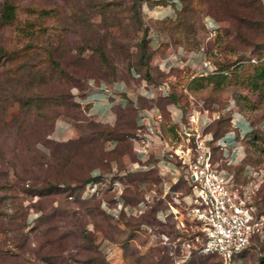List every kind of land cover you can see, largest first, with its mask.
<instances>
[{
	"label": "rangeland",
	"instance_id": "374dc122",
	"mask_svg": "<svg viewBox=\"0 0 264 264\" xmlns=\"http://www.w3.org/2000/svg\"><path fill=\"white\" fill-rule=\"evenodd\" d=\"M173 1L0 0V264H222L218 255L182 248L174 221H157L153 208L135 217L104 211L103 200L120 189L134 203L144 196L137 186L146 176L121 173L132 141L124 135L108 150L115 137L104 129L136 112L121 119L116 112L114 125H105L73 96L90 79L130 83L149 74L180 104L249 120L258 138L242 141L240 167L225 166L264 168V77L254 76L264 68V0H177L175 10ZM179 47L202 49L224 77L192 78L198 64H187L172 67L168 79L157 62ZM155 103L167 120L166 101ZM94 169L101 182L88 196ZM257 206L264 211V185ZM230 264H264V237Z\"/></svg>",
	"mask_w": 264,
	"mask_h": 264
},
{
	"label": "built area",
	"instance_id": "2783aa9c",
	"mask_svg": "<svg viewBox=\"0 0 264 264\" xmlns=\"http://www.w3.org/2000/svg\"><path fill=\"white\" fill-rule=\"evenodd\" d=\"M207 26L214 28L211 22ZM168 60L172 63L170 67L166 64ZM247 61L258 62L255 57ZM247 61L238 60L236 66ZM187 64H198V70L192 78L197 75L209 77L223 72L207 58L202 49L195 51L179 47L171 51L167 58L157 62L159 69L166 72L174 66ZM135 77L141 80L140 87L144 91V97L169 98L173 94L172 87L165 81L152 82L139 74ZM93 84L94 79H90L85 84V89L89 90ZM103 88L110 92L106 87ZM75 92V99L78 103L82 102L79 91L76 89ZM108 96H112V93ZM190 97L193 99L192 95ZM136 109L138 124L135 135L129 136L132 151L142 155L156 152L161 158V167L164 170H168V167L178 170L179 178L169 183L170 179L162 172L157 183H139L138 189L144 192L143 199L134 203L124 198L123 190L120 189L113 198L114 201L103 200L102 208L110 217L115 218L120 215L140 216L156 207L154 216L157 221H174L182 248L188 252L195 249L202 254L218 255L222 264H230L249 247L254 238L264 237V211H259L257 206V193L264 185V168L245 165L247 180L239 182L225 166L242 165V141L246 137L231 130L215 137L212 128L221 112L209 109L202 103L193 107L179 105L174 115V138H167L161 129L163 114L160 109L154 106L147 109L136 106ZM239 119L247 120L236 112L229 117L233 129L237 128ZM57 123L58 129H66L65 123ZM227 138H231L232 146H228ZM116 144L115 140L109 142L108 150L114 149ZM94 175L100 179V173ZM100 182H88L85 193L88 196L97 194ZM160 199L165 201L166 206H156Z\"/></svg>",
	"mask_w": 264,
	"mask_h": 264
},
{
	"label": "crops",
	"instance_id": "0c3cea01",
	"mask_svg": "<svg viewBox=\"0 0 264 264\" xmlns=\"http://www.w3.org/2000/svg\"><path fill=\"white\" fill-rule=\"evenodd\" d=\"M172 5L173 6L171 7H173L175 10V9H179L180 3L179 1L174 0ZM169 55L170 53H168V56ZM166 64L169 67L172 66V63L169 60L166 61ZM169 71L168 72L165 71V72L168 74V79H171L172 76L170 75ZM140 82L141 80L136 77H134L130 83H127L124 80H118V81H114L111 84H106L94 80L93 86L89 90L86 89L85 93L81 95L82 102H84L88 107V115L102 124L112 126L114 125L116 120V111L114 110L115 107H118L122 110L132 109V111L136 112V115H137L136 106L142 109L143 108L147 109L148 107H153V106L157 109H160V106L157 103H155V99L158 97H151V98L144 97L143 95L144 91L140 87ZM103 86L106 87L112 93V96H108L110 92H106ZM118 98H121V100L118 101ZM159 98L165 99L166 101L165 111L167 114L166 115L167 120L163 119V117L161 119V123H160L161 129L167 138H174L175 137L174 115L176 114V110L178 109L180 104L169 100V98H165V97H159ZM136 115L133 117V120L135 121L134 123L135 128L137 127L138 124V121L136 120ZM65 125H66V129L64 128L59 130L67 131L68 125L66 123ZM253 130H254V126L251 124L249 120H241V119H239L237 123V128L233 129L232 127L231 129V131H233L237 135H244L245 137H247L248 134H250ZM116 143H117L116 145H118L117 141ZM131 155L133 158L126 157V159L124 160L125 169L123 170V172H121L124 175L126 173H130L132 175H137V176L144 175L146 176L145 180L151 183L159 182L160 176H162L163 173H165V177L170 179L169 183H171L172 181L174 182L179 178L180 172L178 170L172 167L170 168L168 167V170H164V168L161 167L162 161L160 156L157 155L156 152L148 155H142V154H135L132 151ZM240 166L241 165L237 166L232 164V167L234 168ZM93 173H100V172L96 169ZM151 173L153 174V176L150 175ZM233 174L239 182H245L247 180L245 169L243 168V166L241 167L240 173L233 172Z\"/></svg>",
	"mask_w": 264,
	"mask_h": 264
},
{
	"label": "trees",
	"instance_id": "16d2710c",
	"mask_svg": "<svg viewBox=\"0 0 264 264\" xmlns=\"http://www.w3.org/2000/svg\"><path fill=\"white\" fill-rule=\"evenodd\" d=\"M8 18L10 19L11 18V15H8ZM225 74H214L213 76H209V77H201V79H208V80H211V79H214V77H224ZM254 76L257 78H261V77H264V68H261L260 70L256 71V74H254ZM144 79H147L149 81H151V77L149 76V74H146L145 77H143ZM77 88H80L82 89V92L80 93L81 95H83L85 93V89L83 88L82 84H78L77 85ZM74 96V95H73ZM163 99V98H162ZM178 97L175 96V92L173 91V94L169 97V100L175 102V103H178ZM165 100V99H164ZM162 109H164L163 107H161ZM119 109V110H118ZM114 110L118 113V119H121L123 117L124 112H129L132 110V109H128V110H122L120 108H117L115 107ZM120 112V113H119ZM228 118H221L220 117L217 119V121L214 123V126L212 128V131H213V134L215 137H220L222 135H224L226 132L230 131L232 129V125L230 123L229 120H227ZM134 123L135 121L133 120V118L130 117V119L127 121H123V122H119L116 124V126L114 128H111V127H104L105 131L110 135V136H114L115 139L114 140H117V142L123 138L124 135H126L127 139H129V136H134L135 135V132L133 134H129L127 131L132 127L134 128V130H136L135 126H134ZM254 130L248 134V136L246 138H248L249 136H253L254 135ZM254 139H257L258 137L255 135L253 136ZM245 138V139H246ZM244 139V140H245ZM253 145L254 146H257L256 142H253ZM118 145H116L117 147ZM115 147V148H116ZM245 165H248V163H246ZM244 165V166H245ZM243 166V168H244ZM96 169H94L92 172H91V176L89 179H93V180H99V177L98 176H95L94 175V171ZM157 206V205H156ZM154 211L156 209V207L153 208Z\"/></svg>",
	"mask_w": 264,
	"mask_h": 264
}]
</instances>
